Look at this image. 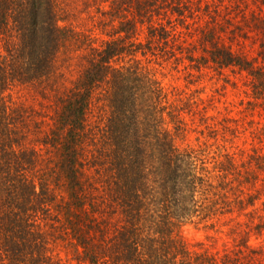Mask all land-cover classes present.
Wrapping results in <instances>:
<instances>
[{
	"label": "trees",
	"instance_id": "trees-1",
	"mask_svg": "<svg viewBox=\"0 0 264 264\" xmlns=\"http://www.w3.org/2000/svg\"><path fill=\"white\" fill-rule=\"evenodd\" d=\"M167 10L190 13L0 0V264H264V54L204 31L195 56ZM142 60L244 72V95L165 86Z\"/></svg>",
	"mask_w": 264,
	"mask_h": 264
},
{
	"label": "rangeland",
	"instance_id": "rangeland-1",
	"mask_svg": "<svg viewBox=\"0 0 264 264\" xmlns=\"http://www.w3.org/2000/svg\"><path fill=\"white\" fill-rule=\"evenodd\" d=\"M183 1L186 9L190 11L184 18L186 20H178L176 13L171 15L168 10L162 15L163 18L171 16L172 24H175L174 37L179 44L191 48L197 56L202 53L201 34L209 31L219 45L261 63V56L264 54V0ZM171 2L172 0H153V3L164 8ZM161 21L165 24L164 19ZM145 34L144 27L140 32L141 40H144ZM205 45L210 48L208 43ZM141 63L151 68L165 86L172 84L184 87L187 84L191 90H201L202 96L213 94L221 100H238L239 95H244L242 90L245 89L244 82L247 78L244 72L238 70L231 71L226 68L218 72L214 68L203 67L201 71H197L187 66L186 60L184 63L162 61L161 65L144 60ZM181 236L191 245L197 240H203L204 232L187 225L182 228Z\"/></svg>",
	"mask_w": 264,
	"mask_h": 264
}]
</instances>
